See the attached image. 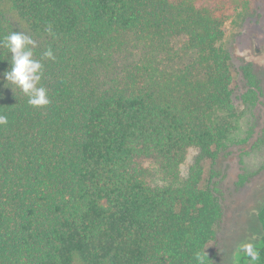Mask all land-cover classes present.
<instances>
[{
    "label": "trees",
    "instance_id": "1",
    "mask_svg": "<svg viewBox=\"0 0 264 264\" xmlns=\"http://www.w3.org/2000/svg\"><path fill=\"white\" fill-rule=\"evenodd\" d=\"M247 6L0 0V36L24 32L34 59L55 55L42 61L47 106L30 107L0 76V264H198L197 253L237 264L223 253L225 209L200 161L163 187L143 161L177 180L189 148L201 160L225 148L241 116L225 28ZM10 56L0 50V74ZM251 71L241 69L249 84ZM257 217L264 264V201Z\"/></svg>",
    "mask_w": 264,
    "mask_h": 264
},
{
    "label": "rangeland",
    "instance_id": "2",
    "mask_svg": "<svg viewBox=\"0 0 264 264\" xmlns=\"http://www.w3.org/2000/svg\"><path fill=\"white\" fill-rule=\"evenodd\" d=\"M225 29L234 69L240 72L234 75V103L241 113L225 148L216 159L203 160L197 148H189L177 180L166 177L155 161L143 164L150 171L149 184L163 187L183 183L200 161L204 180L212 177L220 190L225 209L222 250L232 260L242 241L261 234L257 214L264 201V0H249V6L239 9ZM243 67L251 68L252 84L241 73ZM249 90L253 92L246 104L241 97ZM223 116L218 111L214 120Z\"/></svg>",
    "mask_w": 264,
    "mask_h": 264
},
{
    "label": "clouds",
    "instance_id": "3",
    "mask_svg": "<svg viewBox=\"0 0 264 264\" xmlns=\"http://www.w3.org/2000/svg\"><path fill=\"white\" fill-rule=\"evenodd\" d=\"M50 35H54L51 25L47 29ZM36 47L35 41L24 32L12 31L7 35L0 36V50L6 49L10 56V67L0 76L3 77V87H13L18 89L27 99V103L32 108H41L50 103L47 89L40 83L43 77V60H54L55 55L49 47L41 55L40 59H34L33 48ZM6 88V87H5ZM8 124V117L0 114V126ZM258 234H253L246 238L237 247V253L234 256L235 261L244 258L247 264H258L261 259L259 249L254 246V241ZM195 259L198 264H204V258L197 253Z\"/></svg>",
    "mask_w": 264,
    "mask_h": 264
}]
</instances>
